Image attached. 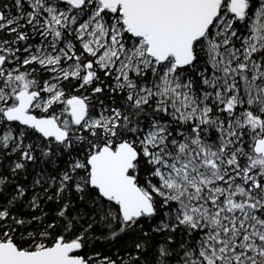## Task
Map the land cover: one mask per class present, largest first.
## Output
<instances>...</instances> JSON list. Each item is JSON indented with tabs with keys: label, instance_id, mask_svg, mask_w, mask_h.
<instances>
[{
	"label": "snow or ice",
	"instance_id": "1",
	"mask_svg": "<svg viewBox=\"0 0 264 264\" xmlns=\"http://www.w3.org/2000/svg\"><path fill=\"white\" fill-rule=\"evenodd\" d=\"M0 264H264V0H0Z\"/></svg>",
	"mask_w": 264,
	"mask_h": 264
}]
</instances>
